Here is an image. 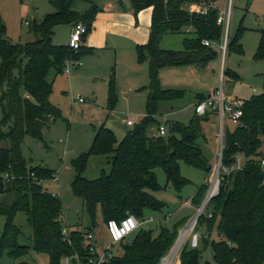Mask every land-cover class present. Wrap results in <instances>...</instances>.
<instances>
[{"label": "trees", "instance_id": "16d2710c", "mask_svg": "<svg viewBox=\"0 0 264 264\" xmlns=\"http://www.w3.org/2000/svg\"><path fill=\"white\" fill-rule=\"evenodd\" d=\"M48 1L54 12L35 27L39 39L32 44L21 46L10 43L6 40L5 27L0 20V84L6 83V90L0 94L4 114L0 123V143L9 142L8 147H0V196L8 194L13 198L9 204L0 201V216L5 218L0 235V254L5 250L9 257L18 259L26 256L31 248L37 254L46 255L51 264H58L63 256L86 255L83 247L85 232H70L71 245L62 243L61 202L41 184H36L50 181L55 172L41 167H27L20 145L23 136L40 139L42 130L61 118V111L50 102L53 78L48 80L49 75L56 77L63 74L68 60H81L92 53L84 45H80L77 51L71 50L68 45H53L55 26L80 23L89 32L98 8L93 4L82 16L72 9L75 0ZM206 1L203 14L189 13L184 8L186 3ZM215 1L130 0L135 13L151 8L149 40L135 48L139 62L145 56L148 60L145 116L126 132L120 142L110 129L102 125L95 132L89 151L71 162L76 172L70 184L71 192L82 200L90 220L89 230L98 213L106 223L110 219L120 221L128 215L142 222L144 210L161 212L165 205L151 194L160 189L155 172L158 169L163 171L167 182L177 192L188 184L180 175V163L210 174L211 165L204 159L198 139L203 133L202 124L215 114L202 117L194 114L187 126L172 123L164 137H151L148 129L160 125L155 119L157 103L172 101L181 95L178 91L161 89L158 80L160 69L190 65L196 61L206 63L215 56L210 47L201 44L202 40L217 43L222 36L221 26L216 22L218 10L211 6ZM241 31L237 30L227 46L230 52L238 55L243 54L238 43ZM191 32L194 38H184L183 52H168L159 48L163 35ZM84 40L85 35L82 37ZM253 60L264 61V30L260 33ZM225 75L231 79L238 78L235 74ZM113 84L111 78L108 84L109 111L117 102ZM206 97L199 96L197 101ZM242 112L237 126L232 130L229 126L225 128L221 165L229 169L237 164L239 156L244 158V162L228 176L220 172L219 176L223 179L218 193L207 204L213 212L209 218L200 216L196 224L198 232L205 229V236L210 235L214 226L216 228L219 240L211 243L215 264H264V166L261 165L264 153L258 152L259 136L264 137V92L244 101ZM4 128L7 130L4 131ZM92 155L106 156L110 171L108 174L101 172L95 180H87L82 174ZM206 191L207 186L201 185L190 204L199 206ZM18 212L28 217L31 247L17 242L20 232L13 219ZM183 222L176 224L172 230L160 228L156 235L153 230L145 231L140 226L122 246V254H117L109 264H161ZM200 239L205 240L204 236ZM178 255L180 264H199L197 248H191L187 243Z\"/></svg>", "mask_w": 264, "mask_h": 264}, {"label": "rangeland", "instance_id": "374dc122", "mask_svg": "<svg viewBox=\"0 0 264 264\" xmlns=\"http://www.w3.org/2000/svg\"><path fill=\"white\" fill-rule=\"evenodd\" d=\"M96 2L97 0H75L72 9L83 16ZM214 3L219 11L230 7L227 46L236 36L237 30L242 29L238 43L241 44L243 54L238 55L228 49L222 53L219 49L222 41L220 39L219 42L210 44L215 56L208 62L196 61L190 65L160 69L158 80L161 89L181 93L172 101L157 103L155 119L157 123L166 126L167 130L172 123L187 126L194 115V105L198 102V97L208 96L209 91L219 89L220 85L226 96L242 101H248L264 92V61L253 60L260 33L264 30V0H230V3L229 0H216ZM53 12L54 9L48 0H0V20L5 27L6 40L21 46L34 43L39 39V33L35 27ZM150 24L151 18L148 15L139 25L138 37L147 39V42L150 35ZM71 27L72 25L68 24L56 25L53 30V45H68ZM93 32H96L94 21L80 45L91 48L94 55L82 58L80 60L82 67L71 68L68 74H61L53 83L50 102L61 111V118L44 128L40 139L23 136L20 145V151L27 167H41L55 172L57 182L46 181L42 187L48 193L57 196L61 202L62 224L69 232H86L91 226L82 200L71 192L70 184L76 176L71 166L72 160L89 151L95 132L102 125L110 129L120 142L126 132L132 128L125 125L126 120L130 117L136 124L145 116V100L148 95L147 56L139 62L135 47L132 49L130 45L123 42L116 43L114 46L108 44L110 47L106 48L100 47L97 41L90 44L89 39ZM185 37L194 38V34L191 32L190 34L163 35L159 48L168 52H183ZM223 70L225 74H235L238 78L231 79L225 74L221 77ZM16 72L13 71L14 74ZM52 78L53 75L50 74L48 80ZM111 78L114 80L113 87L117 102L115 107L109 111L108 84ZM5 90L6 83L0 84V94ZM77 96H80L84 103L77 102ZM2 107L0 102V123L4 119ZM233 128L234 126H229V130ZM157 129L158 125L150 127L148 134L155 133ZM6 130L7 128H4V131ZM202 130L198 144L204 159L211 165L210 174L207 175L201 170L180 163V175L188 184L177 192L172 184L167 182L163 171L156 170L160 189L151 194L165 207L161 212L144 210L142 220L152 219V221L143 224L142 230H153L156 235L160 228L172 230L176 224L184 220L177 230V238L182 235L181 233L186 237L187 230L182 231L197 215L196 211L202 206L206 194L199 206H192L190 202L201 185H206L209 190L217 175L215 154L220 145V125L217 117L209 116L208 122L202 124ZM8 146V141L0 143V147ZM258 152L264 153L263 136H259ZM108 161L103 155L90 156L82 177L95 180L100 177L101 172L108 174L110 171ZM238 161L242 164L244 158L239 156ZM12 199L8 194L0 196V201L7 204L11 203ZM212 212L210 205L204 208L206 215ZM206 215L199 216L206 217ZM27 218V215L18 212L13 219V224L20 232L17 238L18 244L31 247V228ZM4 223L5 218L0 216V235ZM91 229L96 236L97 245L105 246L108 243V236L100 213L96 215ZM203 229H199L200 237L204 236L205 239L204 241L199 239L197 247L200 255L199 264L205 262L215 264L211 243L219 240L216 228L215 226L212 228L209 236L204 235L205 229L204 231ZM178 242L180 243L173 250L176 254L173 252V257L165 260L163 264H175L176 262L180 264L178 249L185 242L184 240ZM114 252L122 254L119 249H115ZM21 262L26 264L50 263L46 255L37 254L31 248L26 256L18 259L9 257L5 250L0 254V264ZM58 264H65V262L60 259Z\"/></svg>", "mask_w": 264, "mask_h": 264}, {"label": "built area", "instance_id": "2783aa9c", "mask_svg": "<svg viewBox=\"0 0 264 264\" xmlns=\"http://www.w3.org/2000/svg\"><path fill=\"white\" fill-rule=\"evenodd\" d=\"M206 3H189L184 4V8L189 13H198L203 14L206 11ZM230 3V0H229ZM230 20V7H228L225 11L218 12L217 15V24L221 26L222 36H221V44L219 49L222 53H225L227 50V38H228V25ZM189 31V29H188ZM86 27L83 24H77L73 26L72 31L70 33V38L68 42V47L77 51L82 41V37L86 34ZM201 44L204 47H210V42L207 40H202ZM82 63L80 60H68L65 63V67L63 69V73H69L71 68L81 67ZM223 73L221 74L222 77ZM77 102L83 103L84 100L80 97H76ZM244 105V101L231 98L226 96L222 86L220 85L219 89L212 90L209 95L202 101H198L194 105V114L202 117L206 114H215L219 121L220 125V141H219V149L215 154V159L217 160V170H219L216 175L215 181L212 182V186L209 190L206 191L205 199L203 200L202 206L196 211L197 215H206L204 213V208L207 206L208 202L218 193L220 182L222 181V177L219 176L220 172L225 176H228L233 170H238L241 167L239 161L237 164L232 166L229 169H225L221 165V157H222V149H223V140H224V131L227 126H237L242 118L243 112L242 108ZM126 124L128 126H133V120H127ZM167 134L166 126L160 124L155 133L151 134V137H164ZM261 165L264 166V161L261 162ZM33 177V175L31 176ZM4 179L7 176H3ZM52 182H57V177L53 174ZM37 185H43L44 182L39 181L36 182ZM196 215V216H197ZM196 216L187 224V226L183 230H187L186 237L184 239V244H189L191 248H197L200 234L196 230ZM207 218L210 215H206ZM152 219L144 220L142 222L138 221L134 216L128 215L124 219L117 221L110 219L105 223V230L108 236V243L105 246H98L97 239L94 234V231L89 230L85 232V242L84 249L86 250V255L84 257H80L78 254H74L72 256H63L61 259L64 260L65 264H109L117 254L114 252L115 249H122L124 244H127L129 237L136 232L140 226L145 223L151 222ZM61 241L62 243L70 246V232L67 231L65 227H63L61 231ZM182 244V246L184 245ZM181 246V247H182ZM180 247V249H181ZM179 249V250H180ZM51 264V263H47Z\"/></svg>", "mask_w": 264, "mask_h": 264}, {"label": "crops", "instance_id": "0c3cea01", "mask_svg": "<svg viewBox=\"0 0 264 264\" xmlns=\"http://www.w3.org/2000/svg\"><path fill=\"white\" fill-rule=\"evenodd\" d=\"M94 5L98 8V12L95 15L94 19V27H96V32H93V34L91 35L89 39L90 44H94V42L97 41L100 47L106 48L110 47V45L114 46L116 43L118 44L123 42L127 45H130L133 49L134 47L136 48V46L144 45L147 42V39L138 37V31L139 25L143 22L144 17H148L149 15L151 18V8L144 9L138 13H135L133 11L130 0H97L96 4ZM211 6L216 8L218 12H220L219 8L215 7V3H213ZM72 28L73 26L71 27V31ZM93 55L94 52L92 51L90 55L85 57H92ZM57 77L58 76L53 77V83ZM211 91H209V93ZM128 120L133 119L129 117ZM133 122L135 124L134 120ZM125 125L127 127H132L128 126L126 122ZM184 238L185 236L182 233V235L179 237V240L183 241ZM178 243L180 242H177V244ZM175 264H178V262H176Z\"/></svg>", "mask_w": 264, "mask_h": 264}, {"label": "water", "instance_id": "95a60500", "mask_svg": "<svg viewBox=\"0 0 264 264\" xmlns=\"http://www.w3.org/2000/svg\"><path fill=\"white\" fill-rule=\"evenodd\" d=\"M219 170H217V172H218ZM218 174V173H217ZM199 217L200 216H197L196 217V221L199 219ZM180 237V236H179ZM179 237L175 240V242H174V244H173V246L171 247V249H170V251L168 252V254L161 260V264H163L164 263V261L165 260H169V258H171V257H173V250H174V248H175V246H176V244H177V241H178V239H179ZM169 264V263H168Z\"/></svg>", "mask_w": 264, "mask_h": 264}, {"label": "bare ground", "instance_id": "6f19581e", "mask_svg": "<svg viewBox=\"0 0 264 264\" xmlns=\"http://www.w3.org/2000/svg\"><path fill=\"white\" fill-rule=\"evenodd\" d=\"M185 231V230H184ZM184 231H182V232H184ZM182 234V233H181ZM179 240V239H178ZM178 242V241H177ZM175 254H176V252L175 251H173Z\"/></svg>", "mask_w": 264, "mask_h": 264}]
</instances>
